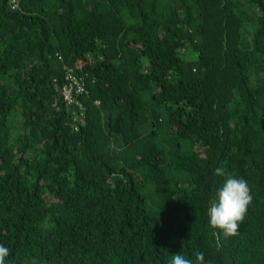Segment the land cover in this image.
<instances>
[{
    "label": "trees",
    "instance_id": "16d2710c",
    "mask_svg": "<svg viewBox=\"0 0 264 264\" xmlns=\"http://www.w3.org/2000/svg\"><path fill=\"white\" fill-rule=\"evenodd\" d=\"M227 175L253 197L229 238L207 216ZM0 244L5 264H264V0H0Z\"/></svg>",
    "mask_w": 264,
    "mask_h": 264
},
{
    "label": "clouds",
    "instance_id": "9594fccd",
    "mask_svg": "<svg viewBox=\"0 0 264 264\" xmlns=\"http://www.w3.org/2000/svg\"><path fill=\"white\" fill-rule=\"evenodd\" d=\"M214 172L218 176H225L223 168H216ZM252 200L251 188L247 180L227 175L207 210L210 227L219 230L225 238L238 235L239 224L244 221ZM10 254L11 250L0 244V264H5ZM194 255L195 264H204L205 257L202 252L197 251ZM168 264H194V262L183 254H174Z\"/></svg>",
    "mask_w": 264,
    "mask_h": 264
},
{
    "label": "built area",
    "instance_id": "2783aa9c",
    "mask_svg": "<svg viewBox=\"0 0 264 264\" xmlns=\"http://www.w3.org/2000/svg\"><path fill=\"white\" fill-rule=\"evenodd\" d=\"M21 0H9V3L13 9H18ZM62 59V56L59 55ZM86 93L85 82L82 77L75 73L73 67L67 66L65 70L64 82L60 87V94L62 100L66 105L78 107V115H74L73 119L84 115V107L79 100L80 95Z\"/></svg>",
    "mask_w": 264,
    "mask_h": 264
}]
</instances>
